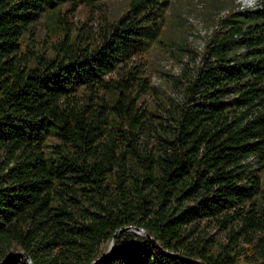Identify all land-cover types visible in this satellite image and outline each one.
Returning a JSON list of instances; mask_svg holds the SVG:
<instances>
[{"label":"trees","instance_id":"obj_1","mask_svg":"<svg viewBox=\"0 0 264 264\" xmlns=\"http://www.w3.org/2000/svg\"><path fill=\"white\" fill-rule=\"evenodd\" d=\"M104 1L0 0V263L93 264L124 226L164 250L125 231L97 264H237L241 241L264 250V5L220 20L181 100L158 113L141 107L152 85L135 60L162 41L170 0H131L97 38L79 33L69 15ZM43 18L63 36L50 52L31 42ZM203 220L227 243L201 235Z\"/></svg>","mask_w":264,"mask_h":264},{"label":"rangeland","instance_id":"obj_2","mask_svg":"<svg viewBox=\"0 0 264 264\" xmlns=\"http://www.w3.org/2000/svg\"><path fill=\"white\" fill-rule=\"evenodd\" d=\"M131 0H106L103 4L92 7L81 6L70 16L74 27L81 34L92 30L98 37L99 31L106 20L116 19L128 10ZM264 0H170V6L163 21V36L161 42L152 45L151 52L141 58H136L135 64H140L147 70L146 75L151 80V89L141 95V107L161 113L164 108L172 109L175 101L182 98L185 75L195 64V59L202 52L205 43L212 35L220 20L234 13L237 7L256 8ZM52 24L43 18L34 27L32 44L38 49L50 52L57 41L63 38L54 34ZM63 25V22L60 24ZM113 77L122 76L121 71H114ZM151 137V136H150ZM254 168L259 166L256 158L250 159ZM264 178V171L262 172ZM203 236L212 235L215 240L227 243V232L215 226L214 221L203 220L200 225ZM239 226L236 227L238 229ZM264 233H259L262 236ZM141 235V234H140ZM144 240L136 238L128 241L122 238V247L135 246ZM241 253L237 264H264V250L259 239L253 244L241 241ZM112 242H102L99 253L105 255L111 249ZM117 247V246H115ZM23 256L21 250H14L12 256ZM30 264L31 260L28 259ZM24 263V259L20 258ZM2 263V262H1ZM0 263V264H1Z\"/></svg>","mask_w":264,"mask_h":264},{"label":"water","instance_id":"obj_3","mask_svg":"<svg viewBox=\"0 0 264 264\" xmlns=\"http://www.w3.org/2000/svg\"><path fill=\"white\" fill-rule=\"evenodd\" d=\"M125 231H135L141 235H144L147 239L151 240L157 248L164 250L163 247L161 246V244L149 232H147V230L145 228H141V227H137V226H124V227L120 228L114 234L113 240L111 241L112 246H111V249L109 250V252L107 254L103 255L102 257L96 259V261L93 264H97L98 262L105 259L109 255V253L115 248V245L117 243V238L119 237V235H121ZM22 254L27 256V254L25 252H22ZM172 254L179 257V254H176V253H172ZM12 257H15V256L13 255ZM9 260H10V258H7L1 264H8ZM197 262H199V261H197Z\"/></svg>","mask_w":264,"mask_h":264}]
</instances>
